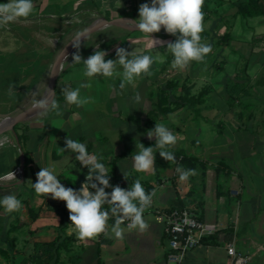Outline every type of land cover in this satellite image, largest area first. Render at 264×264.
Masks as SVG:
<instances>
[{
    "label": "crops",
    "instance_id": "0c3cea01",
    "mask_svg": "<svg viewBox=\"0 0 264 264\" xmlns=\"http://www.w3.org/2000/svg\"><path fill=\"white\" fill-rule=\"evenodd\" d=\"M100 1L63 0L61 3V0H33V12L36 11L38 14L42 12L44 18L48 19L65 8L73 9L77 12L75 15L78 16L85 13L86 17L84 18L91 17L90 12L98 14L97 12L100 11L118 12L119 16H126L122 15L128 9L126 0H122L124 3L122 6L119 4H123L120 0H104L102 7ZM7 2L8 0H0V3ZM90 3L91 5L97 4L98 7L92 9L88 7ZM65 13L60 12L59 15L64 16ZM35 14L32 18L40 19ZM110 30L111 32L108 33L112 39L110 37L108 40H111V43L116 39L114 44L120 43L118 47H124L128 51L136 50L152 54L148 47L149 43L136 49L139 43L135 39L139 40L140 36L133 39L128 37L129 32L116 33L117 31ZM125 35L127 39L121 40L120 38ZM66 42L67 40L62 38L58 48L54 42L52 45L54 47L51 49L31 47L29 51L34 55H29L30 53L26 52L20 56L19 61H22V65L25 62H31L32 66H35L36 59L42 55L44 63L38 65L36 70L31 71L35 76V79L32 78V80L38 86L36 85V88H33L29 95L25 96L24 101L31 103V93L35 89L38 90V98L42 97L46 87L44 83L48 82L47 61L53 60ZM91 48L94 49V47ZM47 52H53V55L49 56ZM87 53L82 55L84 59H86ZM115 58L114 52L106 56L105 59ZM38 67L41 68L38 69ZM83 69V63L73 64L70 59L57 79L54 98L60 105L61 116H56L54 112H49L46 116L36 114L30 119L20 122L24 125L25 130L18 129L16 136L11 131H0V143L5 141L7 144L6 148L5 146L4 149L0 148V177L18 165L20 166L21 158L24 157V178L22 180L10 182L0 180V197L9 193L14 194L23 205L20 211L10 214H6L3 208H0V264H105V261L102 260L103 251L114 246L116 239L111 237L110 243L104 234L95 240L81 242L72 231L65 202L54 200L50 196H37L31 187V181L36 182V173L40 171L41 167H49L55 171L65 187L80 189L81 184L85 182L88 169L75 159L73 152L61 150L65 147L66 137L86 144L90 153L103 157L102 162L109 170L111 185H114L119 179H124V174L130 178L131 173H136L132 167V154L136 151V143L141 142L146 147L155 146V138L148 139L146 132L155 126L153 123L155 117L152 116L153 94L150 90L152 89L151 79L159 73L160 64L153 65L154 74L152 76H142L136 81L135 87L128 86L124 90L119 88V78L94 77L89 80L83 76ZM28 70L29 66L24 65L22 73H26ZM81 83L91 84L90 88L81 89V95L91 97L93 102L82 107L67 104L61 89L64 87L76 88ZM24 86L28 85L23 84L22 87ZM137 92L141 96V102L138 104L133 99ZM226 115L228 116V114ZM168 118L160 119L158 122L167 124ZM191 123L190 128L184 129L186 138H191L193 143H200L206 147L194 144L189 147V142L184 137V141L176 143L177 149L173 146L169 150L171 152L172 150H183L186 155L201 161L212 158L219 161L218 164L223 162L225 168L218 167L216 169L209 162L210 166L207 165L205 173H200L202 170L200 165L186 166L183 164L179 167L195 169L197 175L181 181L179 174L174 172L173 162L163 159L158 167H155L154 172L144 176L137 174V179H140L144 188L153 185L150 193H155L156 202L151 212L155 216L156 209L171 210L177 207H189L194 209L202 219L218 222L224 227L220 235L209 237L201 245L192 249L182 264H230L231 258L228 255L226 243L229 241L228 230H233L229 226L234 219H238L239 222V230L236 235L238 248L252 255L250 264H264V249L258 248L256 241L252 240L256 236L254 234L258 233L256 230L260 221L257 218H264V171L261 159L256 155L250 160L252 156L245 157L244 151L234 153L236 159L234 161L239 162V166H237L241 174H239V183L241 186H245V189L242 188L243 196L241 200H238L239 203L236 201L229 206L228 127L224 134H219L217 131L214 134L212 131L214 126L211 122L209 125L206 123L200 125L198 121L192 119ZM207 127L211 133H207L206 137L203 134ZM203 155L207 157L203 158ZM163 176L165 178L161 180L160 178ZM155 185L163 187V191H156ZM219 187L221 188L219 191L217 190V193L216 189ZM106 191L111 192V188ZM234 192L240 194L237 189H234ZM114 222L115 219L110 218L108 224H114ZM241 222L247 223V232L240 228ZM146 223L149 225L147 231L140 233L138 230H134L129 235L127 246L117 243V249L131 251L124 255L128 254L134 264H168V242L163 225L158 223L156 218L152 225L149 219ZM146 235H149L150 238L147 239ZM218 236L219 239H217ZM242 236L246 237V240L241 244ZM103 237L105 242H101L100 238ZM155 238L157 241H154ZM155 244H158L159 247ZM262 245L264 247V243Z\"/></svg>",
    "mask_w": 264,
    "mask_h": 264
},
{
    "label": "rangeland",
    "instance_id": "374dc122",
    "mask_svg": "<svg viewBox=\"0 0 264 264\" xmlns=\"http://www.w3.org/2000/svg\"><path fill=\"white\" fill-rule=\"evenodd\" d=\"M61 1V3H63V0ZM102 1L104 0L100 1L101 7L104 6ZM242 1L245 0H206L207 7H203L204 31L201 35L202 42L211 45V53L206 56L203 62H192L189 67L183 71L173 69L171 67L172 60L167 64L168 57L171 56V54H166L164 62L159 63V73L151 79L152 89L150 90L153 94L154 104L152 116L154 117V111H158V115L156 114L153 123H159L158 121L160 119L162 120L169 117V121L165 125L178 137L177 143L179 141H184L185 137L189 142V147L192 146V144L206 147L200 143H193L191 138H186L184 129L190 128L189 126L192 124V119L198 121L200 125L205 123L209 125V122H211L212 126H214L212 128L213 133L217 131L219 134H224L226 131L225 129L228 127L229 206L236 201V203H239L238 200H241L243 196L242 188L245 189V186L243 187L239 183L241 174L239 172L240 169L237 167L239 166V162L234 161L236 160L234 153H236V151H244L245 157L252 156L250 160L253 159V156L257 155L263 163L264 171V0H258L263 14L249 18H243L236 12L237 6ZM120 2L123 3L122 0H120ZM146 2L150 3L151 1L126 0L128 9L125 10V13L122 15L138 19L139 5ZM119 4L121 6L124 5V3ZM88 7L94 9L98 6L97 4L91 5L90 3ZM61 10L63 11H59V13L66 12L64 16L58 13L48 19L44 18L42 12L38 14V12L35 11L27 19H21L15 23L0 27V113L12 112L18 105L24 102L25 97H21V94H23V91L26 93L27 88L22 87L23 84L28 85V90L30 86L29 93L33 88H36L37 83L32 80V78L35 79L34 73L24 76L22 73L18 72L22 68V65L16 62L19 61L20 56L26 52L32 55L33 53L29 51L31 47L36 49H43L44 47L51 49L54 47L52 45L56 43V48H58L57 46L62 38L68 41L81 27V21L89 19L84 18L86 17L85 13L79 16L75 15L77 12L71 8ZM107 12L109 11L97 12L99 15L96 14V17L101 14L103 16L108 15ZM34 14L40 19L32 18ZM109 14L108 16H110V18L119 16L118 12H110ZM111 29L117 31L116 33L129 32L128 37H132L133 39L140 36L139 40L138 38L135 39L136 42L139 43L136 49L142 48L146 43L150 44L151 42L148 37L144 36V34L138 30H128L121 27H111ZM108 32H111V30L106 31L105 29L94 33L95 39L90 40V47L101 44L100 48L107 51L108 55L114 53L118 45L120 46V43L115 45L114 41H116V39L112 40L113 43H111V40L108 39L110 37V39H112V36ZM164 32L165 31L161 29L159 33L153 34V38L165 42L173 41V36ZM120 39L122 40L123 38ZM104 40L105 42L103 43ZM108 42H110V44H108ZM82 47L83 46H81L80 50ZM92 49L93 48L86 54V58L93 54L95 48ZM156 51L165 54L167 52V44L165 43L164 46L157 45ZM171 59H173V57ZM52 61L53 60L47 61L49 69L48 74L51 69ZM15 62L17 66H15ZM39 68L41 67H38V69ZM233 84L243 85L244 88L249 90V94H241L237 98H232L229 89ZM44 85H46V87L42 96L46 92L48 82H45ZM10 86L14 89L12 94L9 93ZM29 93L27 95H29ZM159 103L160 105H165L159 106ZM225 114H228V116H225ZM23 127L24 125L22 123L15 125L16 130L19 129L20 131H24L25 128ZM207 129L208 127L205 129V134H203L204 136L206 135V137L207 133H211V131ZM204 142L206 143V140H204ZM4 146L5 148L7 147L5 141L0 143V148L2 147L4 149ZM176 147L178 146H175V148ZM170 149H172V147ZM155 151L159 153L158 149ZM176 151L178 150H172V152ZM206 157V155H203V158ZM179 161L181 160L179 159L173 162L172 166L174 172H177V167L183 164L179 163ZM209 162H211L216 169L218 167L225 168L223 162L218 164L219 161L217 162L212 158L203 159L202 163L204 166L197 162L202 169L200 173H205V170H207L206 168L210 166L208 165ZM215 162L217 163L216 165L214 164ZM137 174L144 176L148 173H131L130 178L126 177V179L120 180H126L127 182L120 185V187L125 189L129 188L134 180L138 178ZM163 178L165 177L163 176L160 179L162 180ZM155 186L157 188L156 191H163V187H160V185ZM220 188L221 187L217 188L216 192L217 190L219 191ZM234 189H237L240 194L237 195L238 193L234 192ZM155 197L154 195L150 207L146 208L144 212V220L147 221L149 219L151 225L153 222L155 223V216L151 212L156 202ZM233 209L232 211H234ZM257 219L260 221L258 222V229L256 230L258 233L254 234L256 236L253 237L252 240H254V242L256 241V245L259 246L258 248L264 249L262 245L264 243V218L259 217ZM111 225L113 224H109V227H111ZM122 227L125 228L123 239L115 238L114 234L110 232V228L109 233L104 235L110 243L111 237L116 239L114 246L109 247V249H106V251L102 253V260L105 261V264H134L133 259L128 255L131 251H119L116 247L117 243L123 244L126 247L127 241H129V235L134 231H128L126 224L122 225ZM240 228L244 232H247V223L244 224L241 222ZM104 237L100 238L101 242H105ZM146 237L147 239L150 238L149 235H146ZM245 238L246 237H243L241 244L245 243ZM138 241H140V239H138ZM154 241H157V239L155 238ZM155 245L158 246V244ZM125 253L128 254L124 255Z\"/></svg>",
    "mask_w": 264,
    "mask_h": 264
},
{
    "label": "clouds",
    "instance_id": "9594fccd",
    "mask_svg": "<svg viewBox=\"0 0 264 264\" xmlns=\"http://www.w3.org/2000/svg\"><path fill=\"white\" fill-rule=\"evenodd\" d=\"M204 2L205 0H151L150 3L140 4L139 18L126 21L128 26L150 39L148 47L152 54L118 47L115 50L116 58L106 60L108 52L96 44L93 54L84 59L79 50L89 30L78 31L71 40L72 46L76 49L72 54V63H83V76L89 80L94 77L119 78V88L124 90L128 86L135 87L136 81L142 76H152L153 65L163 63L168 53L173 57L171 67L180 71L188 68L192 62H203L212 51L210 44L202 42ZM33 11V0H8L7 3H0V27L27 19ZM161 29L175 36L176 40L165 42L154 39L153 34L159 33ZM165 43L167 44L165 54L156 51L157 45L164 46ZM61 56L67 60L64 50ZM90 87V83H81L76 88L64 87L61 91L67 104L82 107L93 102L91 97L81 95V89ZM13 91V87L10 86L9 93L12 94ZM49 93L50 96L38 98V90H33L32 110H37L36 114L40 116H46L49 112L61 116L62 111L53 91L49 89ZM133 99L137 104L141 102L139 92ZM146 135L150 140L155 138V146L146 147L141 142L136 143V151L132 154V167L136 172H154L157 149L164 160L175 162V156L169 149L176 145L178 137L164 123H156L154 128L147 130ZM61 150L73 152L75 159L88 169L85 182L81 184L80 189L65 187L55 171L49 167L40 168L36 173V182L31 181V187L37 196H50L54 200L65 202L72 231L81 242L95 240L102 234L107 235L108 221L113 217L115 222L111 225L110 232L117 239L124 238L125 228L122 225L125 224L128 231L138 230L140 233L147 231L149 225L144 220V212L150 207L154 192H147L140 179L134 180L127 189L111 185L109 170L102 162L103 157L90 153L84 143L66 137L65 147ZM176 171L181 181L197 175L195 169L177 167ZM7 175L17 181L14 172L11 171ZM124 178L126 179L125 174ZM108 188H111V192L106 191ZM105 205L108 206L107 209ZM22 206V202L14 194L9 193L0 197V208H3L6 214L18 212Z\"/></svg>",
    "mask_w": 264,
    "mask_h": 264
},
{
    "label": "built area",
    "instance_id": "2783aa9c",
    "mask_svg": "<svg viewBox=\"0 0 264 264\" xmlns=\"http://www.w3.org/2000/svg\"><path fill=\"white\" fill-rule=\"evenodd\" d=\"M91 15L96 16V13L91 12ZM11 171L15 173L17 180L23 179V171L20 169V166ZM9 172L2 175L0 180L4 182L16 181L8 177L7 174ZM107 208L108 206L105 205V209ZM155 213L156 221L163 225L167 237L168 264H182L188 253L195 247L201 245L205 238L217 234L220 235V232L224 229L218 222H209L202 219L194 209L189 207H177L171 210L156 209ZM230 225L229 227L233 229V237L226 243V249L231 258L230 264H250L252 255L245 253L237 246L238 219H234Z\"/></svg>",
    "mask_w": 264,
    "mask_h": 264
},
{
    "label": "water",
    "instance_id": "95a60500",
    "mask_svg": "<svg viewBox=\"0 0 264 264\" xmlns=\"http://www.w3.org/2000/svg\"><path fill=\"white\" fill-rule=\"evenodd\" d=\"M126 20H136L133 17L129 16H118L114 18H107L106 16L100 15V16H91L89 17V22L85 24H81V27L78 29V31H83L85 29L89 30L88 35L85 40H82L81 44L86 41L90 36H92L97 31L102 30H110L111 27H121L126 29H134L131 26H128V22ZM135 30V29H134ZM163 30V29H162ZM76 31L73 36L66 42L65 45L61 49H59L58 53L55 55L50 72L48 74V85L46 89V93L44 96L51 95L49 93V89L53 91L54 97L56 94L55 86L58 77L62 73L65 65L72 59V54L76 51V49L72 46V39L75 36V34L78 32ZM105 32V31H104ZM64 50V53L67 55V60L63 59V56H61L62 51ZM37 110H32V104L30 101L24 107L19 114L15 115L13 117V120L9 126L0 127V131H13L15 128V125H17L20 122H23L25 120L30 119L32 116L36 115ZM24 166V157L21 158V165L20 169L23 171ZM127 183L126 180L120 181L117 185H122Z\"/></svg>",
    "mask_w": 264,
    "mask_h": 264
},
{
    "label": "trees",
    "instance_id": "16d2710c",
    "mask_svg": "<svg viewBox=\"0 0 264 264\" xmlns=\"http://www.w3.org/2000/svg\"><path fill=\"white\" fill-rule=\"evenodd\" d=\"M207 2L205 0L204 2V5L203 7H207ZM237 14L241 15V17L243 18H249V17H252V16H256V15H261L263 14V10L262 8L259 6V3H258V0H245V1H242L238 6H237ZM91 13V12H90ZM89 13V14H90ZM110 12H107L108 15ZM106 15L107 17H110ZM92 16V15H91ZM89 22V19H86L84 21H81V24H85V23H88ZM123 40H126L127 39V36H123L122 37ZM176 40V37L173 36V42ZM107 41V40H106ZM105 41H103L104 43ZM49 56H52L53 55V52H47ZM43 56V55H42ZM42 56H39V58L36 59L35 62H37V64H35V66H32L31 62L30 64H28L27 62L23 63L22 65V62L20 61H16V62H19V65L21 64L22 65V68L18 71L20 73H22V69H23V66L24 65H28L29 66V70L26 72V73H22L24 76H27L29 74H31V71L32 70H36L37 69V66L38 65H43V60H42ZM172 56H169L168 57V61H167V64L169 63V61H171L172 59ZM16 62H15V66L16 65ZM39 63V64H38ZM35 68V69H34ZM37 79H38V76H37ZM24 88H27V92L24 93V91L22 92L23 94H21V97H25L30 91V86H29V90H28V86H24ZM243 91V92H242ZM242 92V93H241ZM229 93L231 95L232 98H237L239 97L241 94L242 95H248L249 94V90L247 88H244L243 85H240V84H233V86L230 87L229 89ZM161 105H164V104H161ZM160 103H159V106H161ZM161 110V109H159ZM153 112V111H152ZM153 114V113H152ZM156 114L158 115V111H154V117L156 116ZM12 134L14 136L17 135V130L16 128L12 131ZM175 156V160H181L179 161V163H183L184 165L188 166V165H191V164H194V166H197V162H199L201 165L204 166V164L202 163V161L200 159H197V158H193V157H190L188 155H186L183 150H178L176 152H172ZM161 160H163L162 157H160L159 153H156V161H155V167L157 168L159 163L161 162ZM182 164V165H183ZM120 182V179L117 180L115 183H114V186L117 185L118 183ZM147 192H151L152 189H153V185H149L148 187L144 188ZM239 195V194H237ZM233 237V230H228V240H231ZM209 238V237H207ZM205 238V239H207ZM220 237L218 236L217 239H219ZM204 239V240H205Z\"/></svg>",
    "mask_w": 264,
    "mask_h": 264
},
{
    "label": "bare ground",
    "instance_id": "6f19581e",
    "mask_svg": "<svg viewBox=\"0 0 264 264\" xmlns=\"http://www.w3.org/2000/svg\"><path fill=\"white\" fill-rule=\"evenodd\" d=\"M95 35H92V36H90L86 41H84L82 44H81V46H83L82 47V49L80 50V54L81 55H83L84 53H87V52H89L90 50V40H94L95 39V37H94ZM89 50V51H88ZM82 51H83V53H82ZM87 51V52H86ZM28 104V102L27 101H24L23 103H21L20 105H18L16 108H15V110L14 111H12V112H9V113H0V127H4V126H9L10 124H11V122H12V120H13V117L15 116V115H17V114H19L20 113V111L24 108V107H26V105ZM4 109V108H3ZM1 110V109H0Z\"/></svg>",
    "mask_w": 264,
    "mask_h": 264
}]
</instances>
